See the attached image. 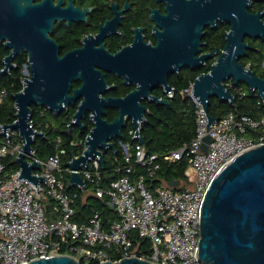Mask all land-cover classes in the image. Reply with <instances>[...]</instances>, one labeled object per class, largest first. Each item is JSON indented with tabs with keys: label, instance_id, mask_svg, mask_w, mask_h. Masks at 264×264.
I'll return each mask as SVG.
<instances>
[{
	"label": "water",
	"instance_id": "obj_1",
	"mask_svg": "<svg viewBox=\"0 0 264 264\" xmlns=\"http://www.w3.org/2000/svg\"><path fill=\"white\" fill-rule=\"evenodd\" d=\"M165 1V14H160L157 9L152 11V17L161 28L156 33L157 44L135 51L126 67L119 54L109 55L101 47H83L59 55L50 35L54 23L85 19L84 12L74 7L71 0L64 7L61 6L63 0L56 4L53 0H0V43L9 50L0 72L9 71L16 55L27 54L23 73L28 76L22 78V89L12 95L15 120L0 125L1 132L17 131L22 141L21 150L15 157L19 167L16 179L26 178L36 187L40 180H45L33 174L34 170L40 169V164L32 158V143L41 131L29 122L31 105L46 107L58 116L80 98L70 124L82 130V120L88 115L92 127L86 135L82 153L72 157L65 166L70 169L69 185L85 190V181L78 171L87 168L95 156L103 167V154L113 150L112 139L123 138L128 121L136 128L132 136H138V126L145 121L146 111L141 100L147 98L153 88H162L165 94L173 91L168 83L170 74L178 73L183 66L198 67L213 56V52L197 53L203 45V26H214L218 21L229 23V29L224 33V48L211 69L192 82V95L207 116V130L216 119L208 113L209 99L216 97L231 104L235 101L234 94L225 86L226 81L244 82L250 91L264 97V77L255 75L239 62L247 50L252 49L244 41L246 36L264 41L263 12L248 11L249 3L260 0ZM101 69L116 72L125 82L133 80L135 89L124 97H101L106 90ZM77 80L81 84L72 87V82ZM151 98L157 104L169 103L168 99L158 95H151ZM107 108L117 110L111 121L104 118ZM201 139L203 152L207 151V143L215 140L209 134ZM138 141L143 143V138L139 137ZM179 182L169 181L167 185L176 188ZM198 257L202 264H264V144L236 155L210 183L201 208ZM28 264L84 263L70 255L59 254L34 259ZM99 264L155 263L127 257Z\"/></svg>",
	"mask_w": 264,
	"mask_h": 264
},
{
	"label": "built area",
	"instance_id": "obj_2",
	"mask_svg": "<svg viewBox=\"0 0 264 264\" xmlns=\"http://www.w3.org/2000/svg\"><path fill=\"white\" fill-rule=\"evenodd\" d=\"M21 83L24 85L22 80ZM225 86L233 88L237 94L245 93L231 79ZM173 92L166 95L171 97ZM181 94L190 97L197 107L195 134L191 141L160 158L148 153L138 141L142 124L139 123L138 136H132L136 128L128 132L133 143H122L123 159L127 163L125 175L104 185L98 156L90 160L87 168L78 171L92 193L104 198L105 204L118 215V220L107 228H102L97 210L86 222L72 221L76 194L65 191L60 174V155L64 149L43 160L31 151L32 158L40 164V169L34 170L33 174L45 179L39 181L38 187L26 178L16 179L19 167L11 174L6 173L3 160L7 155H12L15 160L22 141L17 131L8 129L7 134L1 132L0 127L5 137L0 142V264H28L34 259L59 254L70 255L84 264L127 257H138L155 264H202L198 257V241L206 192L214 177L236 155L264 144V115L257 119L247 114L228 113L216 118L207 130V116L192 95V83ZM6 95V89L0 88V103ZM29 122L31 124L30 118ZM206 134L215 140L207 143V151L203 152L201 137ZM85 138L76 144L84 147ZM30 156L27 157L29 161ZM161 159L168 162L186 160L185 180L179 182L184 183L182 188L174 190L160 182L150 190L143 175L131 181L134 164L153 176L160 168ZM66 170L70 173L69 168ZM48 200L53 202L50 217L44 208V202ZM135 237L147 245L148 253L143 249L138 252L133 244Z\"/></svg>",
	"mask_w": 264,
	"mask_h": 264
},
{
	"label": "trees",
	"instance_id": "obj_3",
	"mask_svg": "<svg viewBox=\"0 0 264 264\" xmlns=\"http://www.w3.org/2000/svg\"><path fill=\"white\" fill-rule=\"evenodd\" d=\"M257 9L264 10V3L262 5L253 3L249 7L251 12H256ZM228 27V23H224L221 28L220 36L217 40L219 49H223L226 43L223 31ZM245 41H248L252 49L248 50L247 54L239 62L249 67L255 75L264 77V41L248 38ZM8 53L9 50L0 43V70L4 65L3 58ZM12 63L13 66L7 73L0 72V88H5L7 91V95L0 103V125L9 124L15 120L14 115L16 109L12 95L20 91L23 87L21 80L24 74L22 71L24 65L27 63V54L23 52L20 55H16ZM210 69L211 63L208 61L200 69H188L173 75L168 80V83L174 90L172 96H167L163 91L157 92L158 96L168 99L169 103H145V121L140 127V137L143 138V145L148 153L157 154L161 158L163 154L179 148L184 143L191 141L194 137L197 107L192 99L186 95H182L181 91L188 88L198 75L208 72ZM237 86H241L245 93L243 95L237 94L233 88H227L235 96L233 104L216 97L209 99L208 113L210 116L221 118L228 113H233L236 116L247 114L258 119L264 115V97H260L256 91H250L244 82L238 83ZM76 106L77 104L69 106L56 116L46 107L32 104V113L30 116L31 125L37 131H41V135L35 137L32 143V149L34 150L35 157L41 160L56 154L60 149H64V153L60 155V166L62 168L60 174L65 183V191L70 194H76V198L72 203L74 208V215L71 218L72 221L76 223L86 222L89 220L91 213L97 210L102 220V228H107L112 222L118 220V215L112 208L105 204V199L95 196L88 183H86L85 191L81 188L72 187L68 183L69 172L66 170L67 167L65 164L72 157L82 153L84 149L83 145L76 144V142L85 138L92 127V122L88 115L82 120L84 124L82 130L70 124ZM116 115V109H106L105 118L108 121H111ZM132 129L133 126L128 121L126 127L123 129V138L116 137L112 139L113 150H107L103 154L104 166H100V170L104 185H109L110 181L126 174L125 168L127 163L123 159L122 143L129 145L133 143V139L128 133ZM3 140H5V137L0 133V142ZM3 161L6 173L11 174L18 169V164L12 155H7ZM186 168V160L168 162L161 159L160 168L156 171L155 175L149 176L143 168L134 164L132 172L130 173V179L133 181L138 176L143 175L147 188L153 190L160 182L184 181V171ZM174 190H177V187ZM52 203V200L44 202L47 217L51 216ZM133 244L137 246L139 253L142 249L147 253L150 251L147 245L144 242L140 243L136 237L133 239ZM61 252L63 253L64 250L62 249ZM89 264H96V262H90Z\"/></svg>",
	"mask_w": 264,
	"mask_h": 264
},
{
	"label": "flooded vegetation",
	"instance_id": "obj_4",
	"mask_svg": "<svg viewBox=\"0 0 264 264\" xmlns=\"http://www.w3.org/2000/svg\"><path fill=\"white\" fill-rule=\"evenodd\" d=\"M69 1L70 0H63L61 6H66ZM71 1L74 7H79L80 12H84L85 19L76 18L69 23H67V20H57L54 23L50 35L52 36L53 34L52 37L58 47L60 56L68 51L83 47L90 49L101 47L109 55L119 54L122 60H124L125 64H123V66L127 67V60L129 61L134 57L135 51H140L139 49L144 46L151 48L157 44L158 38L156 33L161 28L157 24L155 18L152 17V11L157 9L160 14H165V0ZM263 1L264 0L249 3L248 11L251 12L249 7L253 3L262 5L264 3ZM53 2L56 4L58 0H53ZM257 11H262L264 16L263 9H257ZM75 16L78 17L79 14L76 13ZM224 23L228 22L218 21L214 26L206 25L202 28L203 33L201 42L203 45L200 46V52H198L197 55L213 52V56L202 62L198 67L190 68L188 66H183L179 69L178 73L188 69H200L206 65L208 61H210L211 65L215 62L216 58L223 50L219 49L217 40L219 39V34ZM228 29L229 27L223 31V36ZM246 38L251 39L247 36L245 39ZM101 72L103 73L106 86V90L100 94L101 97H124L136 87V83L133 80L129 79L125 82L124 78L116 72L106 69H101ZM178 73L170 74L168 80ZM80 84V80L73 81L72 87H78ZM158 91L163 90L162 88H153L147 98H143L141 102L144 105L145 103L153 102L151 95H157ZM79 100L80 98L75 101V104H77Z\"/></svg>",
	"mask_w": 264,
	"mask_h": 264
},
{
	"label": "rangeland",
	"instance_id": "obj_5",
	"mask_svg": "<svg viewBox=\"0 0 264 264\" xmlns=\"http://www.w3.org/2000/svg\"><path fill=\"white\" fill-rule=\"evenodd\" d=\"M28 76V75H27ZM184 186V183H181L177 186L178 189L182 188ZM87 195V194H86Z\"/></svg>",
	"mask_w": 264,
	"mask_h": 264
}]
</instances>
